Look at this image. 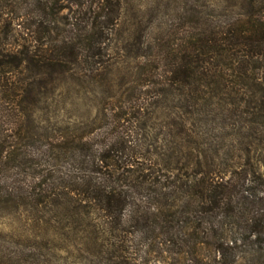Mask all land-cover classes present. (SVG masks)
Here are the masks:
<instances>
[{"label":"rangeland","instance_id":"rangeland-1","mask_svg":"<svg viewBox=\"0 0 264 264\" xmlns=\"http://www.w3.org/2000/svg\"><path fill=\"white\" fill-rule=\"evenodd\" d=\"M47 1L41 14L33 0H0V147L18 154L17 168L6 171L4 180L16 182L34 200L19 209L0 207V264H221L214 251L219 239H237L240 253H251L236 264H264V238L244 229L247 217L212 228L197 255L184 256L167 241L165 227H104L101 213L80 209L62 195L64 188L53 186L76 176L71 170L80 153L62 147L76 139L74 146L85 145L94 156L104 140L109 146L128 129L127 160L149 165L160 184L166 173H174L173 180L176 171L167 169L177 165L175 150L187 151L176 122L187 112L177 108L178 98L162 95V87L181 57L197 53L199 38L227 18L236 19L239 2L110 0L113 24L102 25L107 31L90 48L84 38L94 23L105 21L104 0ZM93 52L99 57L91 58ZM211 110L187 114L197 134L216 139L231 130H221V115ZM255 153L262 160V146ZM255 160L256 177L264 178V164ZM50 174L54 179L35 187ZM253 178L250 174L247 186L264 199V185ZM193 226L182 225L184 238ZM20 247L32 250L20 257Z\"/></svg>","mask_w":264,"mask_h":264},{"label":"trees","instance_id":"trees-1","mask_svg":"<svg viewBox=\"0 0 264 264\" xmlns=\"http://www.w3.org/2000/svg\"><path fill=\"white\" fill-rule=\"evenodd\" d=\"M33 1L44 14L47 3ZM237 1L238 5H234L239 6L236 19L227 18L217 28L211 27L208 35L199 38L194 44L197 53L181 57L162 87V95L178 98L179 110H186L191 116L192 110L207 114L212 108V112L221 115V130H231L215 139L206 132L197 134L193 119L187 113L179 117L178 137L181 134L184 138L187 151L176 149V167H166L170 168L168 171H176L173 180L174 173H166L160 176V179L165 178L160 184L149 165L127 160L132 157L127 145L131 142L130 129L109 146L104 140L106 144L99 147L100 151L94 156L89 155L91 150L88 152L85 145L74 146L76 139L71 141L72 145L62 147L65 150L77 148L80 153L77 167L71 170L76 176L69 174L66 183L53 186L64 188L62 195L66 194L70 203H79L80 209L101 213L102 226L165 227L169 230L164 231L167 241L177 246L184 256L197 255L198 246L208 240L209 230L218 229L229 218L241 222V216L247 217L243 221L244 229L256 232L260 241L264 238V199L256 195V187H248L246 182L250 174H254V182L259 180L260 185H264L263 176L256 177L254 164L256 150L262 146L264 151V0ZM101 7L102 13L108 10L101 16L105 21L101 27L94 23L91 33L84 38L90 48H94L93 38L107 31L102 25L113 24L110 0H104ZM42 25V22L37 24L39 30ZM90 57L99 55L93 52ZM219 81L222 85L215 86ZM122 119V115L118 117L119 121ZM16 157V151L0 147V207L3 209H19L34 202L16 182L4 180L6 171L17 168ZM260 162L264 164V157ZM48 176L35 187L41 189L44 180L54 179L52 174ZM184 176L188 180L180 182L179 178ZM156 185L159 189L151 191ZM138 197L154 204L137 202ZM147 203L151 205L146 206ZM248 214L252 215L248 217ZM185 223L194 226L184 238L181 227ZM238 242L237 239L229 242L219 239L214 251L220 256L221 264H236L239 259L251 256L248 251H244V255L240 253ZM17 250V255L24 257L32 249L20 247Z\"/></svg>","mask_w":264,"mask_h":264}]
</instances>
